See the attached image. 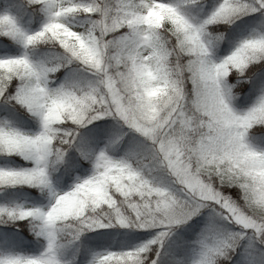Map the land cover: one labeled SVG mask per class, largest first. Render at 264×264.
Wrapping results in <instances>:
<instances>
[{"label": "snow or ice", "instance_id": "1", "mask_svg": "<svg viewBox=\"0 0 264 264\" xmlns=\"http://www.w3.org/2000/svg\"><path fill=\"white\" fill-rule=\"evenodd\" d=\"M0 264H264V0H0Z\"/></svg>", "mask_w": 264, "mask_h": 264}]
</instances>
